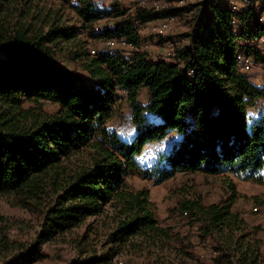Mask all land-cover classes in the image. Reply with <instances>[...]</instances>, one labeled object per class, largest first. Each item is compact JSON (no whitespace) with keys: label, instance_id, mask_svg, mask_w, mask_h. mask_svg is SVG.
I'll return each mask as SVG.
<instances>
[{"label":"trees","instance_id":"obj_1","mask_svg":"<svg viewBox=\"0 0 264 264\" xmlns=\"http://www.w3.org/2000/svg\"><path fill=\"white\" fill-rule=\"evenodd\" d=\"M55 1L77 14L91 38H115L134 49L129 56L120 49L69 52L64 45L81 30L60 20L41 33L26 29L6 35L7 28L0 26V196L18 194L26 204L40 200L49 184L60 188L63 160L83 149L94 152L92 164L56 191L35 242L12 258L5 255V264L43 261L46 244L105 214L113 222L88 226V237H100L95 224L102 225L105 237L101 253L96 250L87 264H184L193 260L192 250L199 245L210 248L213 264H264L262 242L233 209L237 192L232 182L233 194L223 204L182 199L179 212L186 222L168 225L159 222L151 191L129 183L140 175L160 184L185 172L233 175L264 185V88L238 65L246 50L242 42L264 36L256 8L239 15L237 26L228 0H206L174 62H153L136 49L142 43L136 22L183 14L138 6L128 15L117 3L100 10L93 0ZM106 20L114 26L96 32ZM248 54L255 58L252 49ZM64 61L82 63L86 75L68 69ZM143 89L147 104L139 100ZM123 100L132 113L128 135L108 126ZM25 102L51 103L57 112L33 119L22 107ZM172 135L175 141L143 164L144 149ZM0 242L1 251L10 248L1 235Z\"/></svg>","mask_w":264,"mask_h":264},{"label":"rangeland","instance_id":"obj_2","mask_svg":"<svg viewBox=\"0 0 264 264\" xmlns=\"http://www.w3.org/2000/svg\"><path fill=\"white\" fill-rule=\"evenodd\" d=\"M93 1L100 10H110L111 4L117 3L122 10H126L128 15H130L135 14L137 7L145 0ZM159 1L166 8H171V10L181 14L183 13V15H179V25L184 23L183 25L186 26L184 28L185 32L181 31L179 26H175L174 30L165 39L161 35L156 34L154 28H151V25L150 27H148L149 25L142 26V24H139V26L135 25L142 42L140 47L136 49L146 54L150 61L166 60L173 62L175 58L165 57L164 55L166 40L172 41L173 39L180 40V38H183L188 43V40L183 36L191 32L202 3H205L206 0ZM258 1L251 0L249 6L245 2L243 4L249 10L252 7L256 8ZM262 1L263 3L260 0L259 4L264 6V0ZM1 2L6 10L3 14L0 11V26L7 28L6 35L26 29L28 31H37V33L46 32L50 23L55 22V20H60V24L70 29L76 27L81 30L74 40L64 45V48L67 47L68 50H71L69 52H89L94 55L98 51L117 48L129 56L134 49L133 46L129 44L123 45L120 40L115 38L111 40L91 38L88 28L82 24L77 14L68 5L58 1L40 0L30 3V5L25 0H14L11 4H6L4 0H0ZM229 4L230 6L234 5L231 2ZM96 26V32H103L108 28H112L114 22L106 20L98 23ZM0 30L1 32L3 31L1 28ZM252 55L255 56V58L252 56L254 65L247 70V74L251 81L264 88V46L261 49L256 48V51L253 50ZM63 64L72 71H76L84 76L86 75V72L81 67L82 63L64 61ZM139 100L142 104L148 103L149 94L146 89L141 90ZM22 107L33 119L38 116L40 118L49 117L57 112V107L51 103L38 104L25 102ZM131 114L129 104L123 100L119 105L118 113L108 123L109 128L116 130L121 135L132 133ZM173 141H175V137L172 135L162 142L150 144L144 149L140 160L143 164L150 163L158 152L166 150ZM93 154L94 152L87 148L74 154L69 159L63 160L58 170L61 173L58 178L60 188L55 189L52 183L49 184L50 187L47 193L40 200L26 204L25 199L18 194L0 196V232H2L0 235L3 236V240L8 239L10 243V248L6 249V251H1L2 247L0 246V264L6 263L4 259L5 255L7 256L6 258H12L13 255L21 252L22 247L27 248L35 242L37 233L41 229V224L44 222L46 210L56 198V191L60 190L78 171L86 166H90L93 161ZM55 176L56 174L53 173L49 179L53 181ZM231 182L234 184L237 192L233 209L247 223L248 232L253 233L262 242L264 252V185L254 181L239 179L233 175L214 177L201 173L185 172H180L172 179L160 184H155L153 181L144 179L140 175L129 179V183L133 188H148L151 191V198L156 205L157 218L164 225L186 222L179 212V202L184 198L190 199L198 197L204 204H223L233 194L230 187ZM98 222H113V219L110 214H105L102 217L89 218L79 228L46 244L43 247V252L48 257L34 264H87L96 250L101 253L100 245L105 237L102 235L104 233L102 225L95 224L94 227L92 226L93 229L101 232L99 238H96L95 233L88 237V226ZM11 243H15V246L14 244L11 246ZM198 247L201 248V252L198 253L196 251L197 248L193 249V260L184 264H213L212 258L214 255L212 253L210 254V248L207 245H199ZM179 262L177 264H180Z\"/></svg>","mask_w":264,"mask_h":264},{"label":"built area","instance_id":"obj_3","mask_svg":"<svg viewBox=\"0 0 264 264\" xmlns=\"http://www.w3.org/2000/svg\"><path fill=\"white\" fill-rule=\"evenodd\" d=\"M258 1V0H257ZM246 5L249 6L251 3V0H245ZM141 9L147 10V9H153L154 11H160L163 10L166 6L159 0H149V1H143L139 5ZM232 10L235 12V8L232 5ZM260 22H264V14H261L259 16ZM178 19L174 15L168 16L165 20H163L162 23L151 25V28H154V32L158 35L163 36L164 38L169 35L170 32L174 30V27L177 25ZM235 24H237V20H235ZM150 27V25L148 26ZM236 33V31H235ZM123 45H128L126 41H122ZM180 44L174 40H166L165 43V57H171L175 58L177 50L180 49ZM242 47L246 48V52H242L241 55L238 57V65L241 68V70L245 73H247V70L253 67L254 60L252 56L248 54V51L250 49L255 50L256 48L261 49L262 46H264V36L261 37H255L250 38L247 40H244L242 42ZM264 103V100L261 101L260 105ZM122 264V263H121Z\"/></svg>","mask_w":264,"mask_h":264},{"label":"crops","instance_id":"obj_4","mask_svg":"<svg viewBox=\"0 0 264 264\" xmlns=\"http://www.w3.org/2000/svg\"><path fill=\"white\" fill-rule=\"evenodd\" d=\"M229 2H231V3H233L234 5V10H235V14H236V17H237V26H240V20H239V15H241V14H243L244 13V11L246 10V8H245V5L243 4L244 2H245V0H228ZM260 0L258 1V4L256 5V14H257V16H260L261 14H264V7L263 6H261L260 4ZM183 14V13H182ZM168 17V16H167ZM167 17H162V18H159V19H157V20H154V21H152V22H149V23H145V24H142V23H140V22H136V26H139V24H142V26H144V25H156V24H159V23H162L163 22V20H165ZM177 19H178V22H177V27L179 26V28H180V30L181 31H184V28L186 27L185 25H179V16L177 17ZM263 24H264V22H263ZM176 27V28H177ZM192 31V30H191ZM185 32V31H184ZM184 32H182V33H184ZM163 37V36H162ZM166 39V38H165ZM174 41H176V42H178L180 45V49H182L185 45H187L188 43L187 42H185V40L183 39V38H180V40H176V39H173ZM184 40V41H183ZM179 49V50H180ZM113 50H117V48H114V49H108V50H102V51H113ZM99 52V51H98ZM97 52V53H98ZM174 62V61H173ZM253 82V81H252ZM254 83V82H253ZM255 84V83H254ZM256 85V84H255ZM258 86V85H257ZM260 87V86H259ZM261 110H263L264 111V103H262L261 104ZM186 229H182V231H185ZM188 230V229H187ZM193 240L194 241H196L197 239H196V237L194 236L193 237ZM197 249H196V251L198 252V253H200L201 252V248L200 247H196Z\"/></svg>","mask_w":264,"mask_h":264}]
</instances>
